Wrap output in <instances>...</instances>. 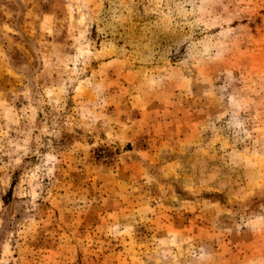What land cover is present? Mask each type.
Wrapping results in <instances>:
<instances>
[{"label": "rangeland", "instance_id": "374dc122", "mask_svg": "<svg viewBox=\"0 0 264 264\" xmlns=\"http://www.w3.org/2000/svg\"><path fill=\"white\" fill-rule=\"evenodd\" d=\"M0 264H264V0H0Z\"/></svg>", "mask_w": 264, "mask_h": 264}]
</instances>
